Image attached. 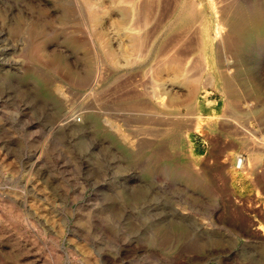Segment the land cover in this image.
I'll list each match as a JSON object with an SVG mask.
<instances>
[{
	"label": "rangeland",
	"instance_id": "1",
	"mask_svg": "<svg viewBox=\"0 0 264 264\" xmlns=\"http://www.w3.org/2000/svg\"><path fill=\"white\" fill-rule=\"evenodd\" d=\"M94 1L0 0V264H264V43Z\"/></svg>",
	"mask_w": 264,
	"mask_h": 264
},
{
	"label": "bare ground",
	"instance_id": "2",
	"mask_svg": "<svg viewBox=\"0 0 264 264\" xmlns=\"http://www.w3.org/2000/svg\"><path fill=\"white\" fill-rule=\"evenodd\" d=\"M83 1H84L86 10H87L89 21L94 24H96L97 22H100L101 16L99 14V10L97 8L96 2L94 0H83ZM114 1L129 2L131 9L135 11L137 15V19L138 17L144 18L143 20H145L146 23L147 22L149 23L154 18L155 6H158L160 9L161 4H163L164 0H114ZM173 1L174 2L170 4L167 3V5L164 3L166 5L165 9L161 11V14H158L160 15L159 17H161L160 23L164 24V26L166 27L168 26V24H170V22H173V25H171L170 29L171 31H174V33L177 34V35L175 34L177 39L193 41L194 39L198 38L200 40L199 42H200L201 48L203 49L205 57L209 55V52L212 50L213 48L212 46L215 41H218L217 50L218 51L221 50L223 53H225L224 51L226 47H225L224 39L225 37H227V35H230L233 33H236L239 36L237 41H238V51L240 53L249 54L252 51L254 52V49L257 46V44L259 45V44L264 43V16L257 18V20L254 21L255 24L252 26L251 30L248 31L246 29L245 15L243 13L241 3L238 0H173ZM230 3L231 4L233 3L232 6L237 5V8H236L237 10L232 11L227 17H224L226 15L222 16L220 13V6L229 5ZM164 4H163V7H164ZM230 7L231 6H229V8ZM118 8L121 12V17L123 18L125 15V9L124 7H118ZM227 10L228 9H226V11ZM151 22H153V20ZM151 22L150 24H152ZM114 25L116 26V29L119 35L120 34L126 35L128 37V40H132V38L134 39V35H131L127 31L123 30V28H125L124 26L122 25L118 26L117 24H114ZM149 30L150 29H148V31ZM151 33L153 35V32ZM174 33L170 32V34L172 35H174ZM148 38L150 39V37ZM171 38L173 37H169L170 40ZM166 39L168 40L167 36H166ZM177 41L178 40H176V44H178ZM107 42H109V40ZM172 42L173 44L175 43V41H172ZM162 45L164 47V44ZM197 47L198 46H196V48ZM160 50H162V48ZM123 54L125 55V53H122V55ZM225 54L226 55H223L224 63H225L224 68L226 70L225 72L229 74L232 71V68L230 66L231 59L230 57H227L228 55L227 53ZM155 55H154V60H155ZM207 65H208V61H207ZM222 69H221V73H223ZM156 73H155L156 74L155 77L157 78V80H159L161 76H159L158 72ZM174 77H175V82H177L178 84H188V82L191 81L189 78H186L185 76L180 77L179 73L175 74ZM165 93L168 94V92H165ZM197 104L199 106V102ZM198 109L200 108L198 107Z\"/></svg>",
	"mask_w": 264,
	"mask_h": 264
},
{
	"label": "built area",
	"instance_id": "3",
	"mask_svg": "<svg viewBox=\"0 0 264 264\" xmlns=\"http://www.w3.org/2000/svg\"><path fill=\"white\" fill-rule=\"evenodd\" d=\"M244 156L242 154L237 155L236 157V167H241L243 164Z\"/></svg>",
	"mask_w": 264,
	"mask_h": 264
}]
</instances>
